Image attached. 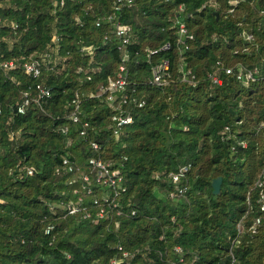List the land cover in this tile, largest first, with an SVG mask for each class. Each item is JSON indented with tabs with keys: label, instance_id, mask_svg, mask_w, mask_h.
Listing matches in <instances>:
<instances>
[{
	"label": "trees",
	"instance_id": "obj_1",
	"mask_svg": "<svg viewBox=\"0 0 264 264\" xmlns=\"http://www.w3.org/2000/svg\"><path fill=\"white\" fill-rule=\"evenodd\" d=\"M60 1L0 0V53L15 64L0 70V264H264V0ZM115 23L129 30L120 49ZM31 60L37 78L23 71ZM163 60L166 84L153 87ZM240 67L255 71L247 85ZM118 74L126 101L114 110L100 88ZM36 83L49 96L17 113ZM114 114L132 119L119 135ZM92 156L125 188L101 218L92 198L112 190L82 180ZM79 197L86 209L68 213Z\"/></svg>",
	"mask_w": 264,
	"mask_h": 264
},
{
	"label": "built area",
	"instance_id": "obj_2",
	"mask_svg": "<svg viewBox=\"0 0 264 264\" xmlns=\"http://www.w3.org/2000/svg\"><path fill=\"white\" fill-rule=\"evenodd\" d=\"M63 1H60V4H62ZM229 3L231 5H235L237 3V0H230ZM264 14V13H263ZM0 28H1V19H0ZM114 32L115 35L121 39V43L118 46V48H122L124 44H126L129 41V30L128 27L120 24L115 23L114 24ZM179 32L180 34H185L186 29L184 25L181 23L179 24ZM188 38H191V36H187ZM170 48L169 43L163 44L158 50H168ZM88 51H91L90 48L87 49ZM157 50H151L149 51V54L156 53ZM263 65V77H264V57L262 60ZM15 66L14 62L11 60H3L1 53H0V70H10L13 69ZM23 71L25 74H27L30 77L37 78L40 75L41 71V65L37 60H31L23 63L22 65ZM120 71H124V67H119ZM169 69V63L167 60H163L162 62L156 64L151 69V79L148 81L150 85L153 87H163L166 84V77H167V71ZM239 72L236 74V78L241 81L243 84L247 85L249 80H253V74L255 73L244 68H239ZM230 70H226V72H229ZM214 81H216L215 77ZM125 87H126V80L125 76L123 74H118V76L110 80L108 84L105 87L100 88V94L106 93L105 101L106 103L111 106L114 110H119V105L124 104L126 101V95H125ZM34 90L36 92V95L34 97L31 96L29 91H25L22 94V100L20 103L16 105V112L17 113H24L26 110V107L29 105L31 101L35 103H39V100L48 97L49 96V90L43 86H41L39 83H36ZM117 101V103H115ZM143 102L138 103V106H141ZM78 105L77 103L74 106V109L69 114L68 118L71 122L75 123L79 121L78 117ZM112 121L115 122V127L113 129V133L116 135L120 134V127H122L125 124H128L132 121L131 117L129 115L122 116L120 114H114L111 117ZM87 126V122H83V127L79 131V134L81 136H85L86 130L85 127ZM261 126L264 127V123H261ZM67 128H62V133H65ZM69 141L67 140V144ZM239 144L242 148L246 147L245 141H239ZM92 149L94 151L99 149V146L96 142L90 143ZM67 147V146H66ZM62 164L68 165V169L72 170V167L69 164V160L67 157V154H65L62 157ZM188 169L187 166L181 167L178 174H173L171 176L173 181H177L179 175H183L184 172H186ZM32 169L27 168L25 171V175H31ZM82 180L86 183L91 182L94 180L96 183L107 186L112 190V196H110L106 192H102L99 197L94 196L92 198V205L96 206L98 208L97 210V217L101 218L105 216L106 211L104 209V206L112 205L115 206V198L120 194V192H123L125 188L122 185V176L119 174L118 170L113 167L112 161H103L99 157H89L88 158V165L87 169L84 172L82 176ZM85 186V185H84ZM83 186V187H84ZM254 187L258 191V199L257 202L259 203L258 211L261 214H264V158L261 161V167L260 171L258 173V176L254 182ZM184 189H178V192H183ZM76 190H74L75 192ZM86 193L90 194L91 190L89 188H86ZM64 209L67 210L68 213H74L79 210H85L86 207L83 205V200L79 197L76 199L75 202L66 203L64 205ZM133 214V212H132ZM85 217L89 216V212L84 213ZM261 221V215H258L252 226L250 227L253 231L256 225H258ZM51 227H47L45 229V232H49ZM237 229L240 231L241 226L238 223ZM112 263H115V261H112ZM169 264H179V263H169Z\"/></svg>",
	"mask_w": 264,
	"mask_h": 264
},
{
	"label": "water",
	"instance_id": "obj_3",
	"mask_svg": "<svg viewBox=\"0 0 264 264\" xmlns=\"http://www.w3.org/2000/svg\"><path fill=\"white\" fill-rule=\"evenodd\" d=\"M220 184H221V177H217L212 180L211 186H212V191L213 193H219L220 191Z\"/></svg>",
	"mask_w": 264,
	"mask_h": 264
}]
</instances>
